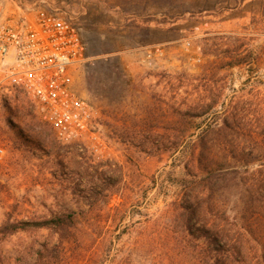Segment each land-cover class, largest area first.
I'll use <instances>...</instances> for the list:
<instances>
[{
	"label": "rangeland",
	"instance_id": "obj_1",
	"mask_svg": "<svg viewBox=\"0 0 264 264\" xmlns=\"http://www.w3.org/2000/svg\"><path fill=\"white\" fill-rule=\"evenodd\" d=\"M39 8L79 27L86 56L72 83L98 126L96 137L64 142L24 90L0 91V264H208L176 203L184 151L153 141L176 132V108L202 95L218 101L220 122L236 108L240 133L255 132L264 118V0H0V19ZM152 47L160 51L149 64ZM203 120L187 130L201 131ZM72 213L69 226L12 230Z\"/></svg>",
	"mask_w": 264,
	"mask_h": 264
},
{
	"label": "trees",
	"instance_id": "obj_2",
	"mask_svg": "<svg viewBox=\"0 0 264 264\" xmlns=\"http://www.w3.org/2000/svg\"><path fill=\"white\" fill-rule=\"evenodd\" d=\"M217 105L202 95L185 111L176 108V132L159 135L153 144L157 150L184 151L185 176L176 203L186 232L206 245L208 264H264V118L257 120L255 132L244 135L240 129L246 124L236 108L220 122ZM196 118L204 119L205 128L188 131ZM141 138L148 149L149 137ZM73 217L19 221L12 230L65 227Z\"/></svg>",
	"mask_w": 264,
	"mask_h": 264
},
{
	"label": "built area",
	"instance_id": "obj_3",
	"mask_svg": "<svg viewBox=\"0 0 264 264\" xmlns=\"http://www.w3.org/2000/svg\"><path fill=\"white\" fill-rule=\"evenodd\" d=\"M159 51L148 48L145 60L151 64ZM85 56L79 27L58 10H13L0 19V91L24 90L64 142L96 137L94 106L72 83V67ZM4 156L0 143V163Z\"/></svg>",
	"mask_w": 264,
	"mask_h": 264
}]
</instances>
